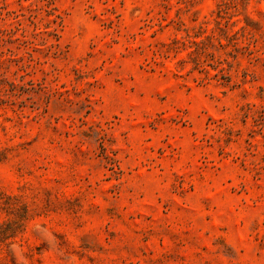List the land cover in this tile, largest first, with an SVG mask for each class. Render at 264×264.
<instances>
[{
  "label": "rangeland",
  "instance_id": "rangeland-1",
  "mask_svg": "<svg viewBox=\"0 0 264 264\" xmlns=\"http://www.w3.org/2000/svg\"><path fill=\"white\" fill-rule=\"evenodd\" d=\"M0 264H264V0H0Z\"/></svg>",
  "mask_w": 264,
  "mask_h": 264
}]
</instances>
